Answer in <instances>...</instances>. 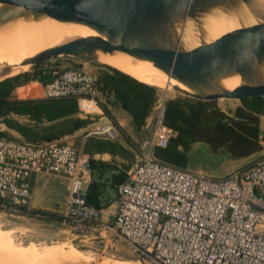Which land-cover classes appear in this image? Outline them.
<instances>
[{"label":"built area","instance_id":"built-area-1","mask_svg":"<svg viewBox=\"0 0 264 264\" xmlns=\"http://www.w3.org/2000/svg\"><path fill=\"white\" fill-rule=\"evenodd\" d=\"M97 71L69 68L44 83L43 96L75 97L81 115L103 113L96 94ZM166 93L151 109L149 134L138 160L117 184L111 223L102 208L80 198L91 182L90 156L69 142L39 143L0 137V207L29 213L30 177L69 178L63 222L80 229L104 227L151 264H264V153L224 175L193 171L155 155L173 129L165 122ZM92 133L114 138L109 122ZM76 194V195H74Z\"/></svg>","mask_w":264,"mask_h":264},{"label":"water","instance_id":"water-1","mask_svg":"<svg viewBox=\"0 0 264 264\" xmlns=\"http://www.w3.org/2000/svg\"><path fill=\"white\" fill-rule=\"evenodd\" d=\"M252 0H0V27L25 17H50L84 24L96 35L53 45L30 61L39 64L60 55L97 59L96 52L120 50L150 60L184 93L200 99L264 96V20L206 38L202 18L212 9H230ZM264 18V16H262ZM200 32L188 47L186 24ZM209 39V40H208ZM238 75L232 88L221 80ZM76 195V194H74ZM80 198L85 194L80 193Z\"/></svg>","mask_w":264,"mask_h":264},{"label":"trees","instance_id":"trees-1","mask_svg":"<svg viewBox=\"0 0 264 264\" xmlns=\"http://www.w3.org/2000/svg\"><path fill=\"white\" fill-rule=\"evenodd\" d=\"M33 65L32 70L21 71L0 79V117L7 128L17 132V137L0 130V137L39 143L58 139L79 131L88 124V118L78 111L73 96L16 97L14 89L30 80L50 82L59 75L56 69ZM56 72V73H55ZM95 86L108 102L122 107L128 112L135 128H140L150 113L158 94V88L148 82L109 64L99 69ZM31 91L23 90L27 95ZM233 110L224 111L213 100L200 99L188 94L169 97L165 102V122L173 129L166 146H157L155 155L171 164L185 167L187 151L195 141H203L217 151L220 148L233 158L244 157L261 150L264 141L260 127V115L264 113V96L243 98ZM100 106L113 122L114 117L106 103ZM91 148L99 151L118 153L124 148L115 139L97 138L90 142ZM90 150V148H88ZM88 154V153H87ZM93 162L90 159L89 164ZM103 164V163H102ZM125 176V172L113 174L115 183ZM99 186L91 181L84 200L101 207ZM41 212L46 218L57 219L58 215L49 210Z\"/></svg>","mask_w":264,"mask_h":264},{"label":"rangeland","instance_id":"rangeland-1","mask_svg":"<svg viewBox=\"0 0 264 264\" xmlns=\"http://www.w3.org/2000/svg\"><path fill=\"white\" fill-rule=\"evenodd\" d=\"M236 8V12L243 10L238 6ZM31 18L34 17H25L22 20ZM45 18H47V20L51 19L46 16L34 19L46 20ZM263 20V17L258 18V21ZM17 21L15 20V22ZM15 22L13 24H15ZM7 24L11 23L8 22L4 24L2 28H4L5 25L6 27L9 26ZM233 29H235V27H230L222 31V33ZM193 32L194 39L188 42V47L194 46L200 42V32L197 29H194ZM70 35L71 34L68 36ZM215 37L218 36L216 35L212 38ZM39 64H41L40 67L42 68L56 69L58 72L57 75L60 76L64 71L72 67L80 68L84 71H93L96 68H103V65L108 63L99 61L96 58L87 59L74 55H60ZM32 68L33 65L30 64L23 67H13L5 62L0 63V79L21 71L32 70ZM148 83L155 85L158 88V93H166L167 98L186 94L180 89L175 88L176 85L173 84L167 85L165 83L164 85H160L154 84L151 81ZM43 85L44 83L38 80H30L16 87L13 95L16 97H41L44 93L42 88ZM24 89L27 91L30 90L31 92L24 95L26 94H23ZM96 97L99 102H107L111 106L110 102L107 101L101 92L98 91ZM211 100L224 111L233 110L236 105L241 103L239 99L224 97ZM78 111H80L79 107ZM114 113L116 118L121 117L116 112ZM100 116H102L100 113L87 115L86 118H88L89 122L83 130H81L76 137L74 136L62 141L81 147L82 145L77 136L87 131L92 133L91 131L95 130L97 126L110 122L107 117L100 118ZM1 119L2 117H0V130L4 129L10 133L9 135L17 137V132L7 128L4 123L1 122ZM114 124L119 132L115 140L122 141L124 145V148H122L118 154L124 159V164H126L128 168L140 155L141 143L149 134L151 121L147 126L142 128H135L127 125L123 127L116 124V122ZM260 127L262 135H264V113L260 115ZM90 146L91 145L88 144L86 147L90 148ZM86 147H84L85 150H87ZM262 153H264V141L261 150L238 158L231 157L225 149L220 148L214 151L208 143L195 141L187 151L188 161L186 167L193 171L209 173L211 175H224L238 167L249 165ZM50 179H52V177ZM56 179L53 182L56 192L52 193L54 204L49 211L56 213V215H58L57 219L46 218L45 214L39 211L36 212L38 216L29 215L30 213H22L24 214L22 215L18 210H8L0 207V259H3L0 260V264H151L148 261H143L139 255L126 244L117 241L113 236V232L109 229L102 226L94 229H80V227H75L73 223L63 222L62 211L66 201L65 196L67 194V188L65 187V182L61 179H59V181ZM56 185L59 187H56ZM108 222L111 223V221Z\"/></svg>","mask_w":264,"mask_h":264},{"label":"bare ground","instance_id":"bare-ground-1","mask_svg":"<svg viewBox=\"0 0 264 264\" xmlns=\"http://www.w3.org/2000/svg\"><path fill=\"white\" fill-rule=\"evenodd\" d=\"M242 11L236 12L237 8L212 9L202 18V27L206 38L219 36L222 31L230 27L250 28L258 24L259 17L264 16V0H252L251 5L239 4ZM228 15H226V14ZM16 20L7 24L5 29L0 27V63H7L13 67H23L30 64V61L39 56L46 49L65 41L76 39L79 36L96 35L92 28L70 21H59L53 18L47 20ZM13 24V25H12ZM9 27V28H8ZM194 29L191 23L186 24L185 42L194 39ZM71 34L70 36H68ZM68 36V37H67ZM66 37V38H65ZM99 61L111 64L136 78L152 82L154 84L179 85L187 87L173 77L156 67L150 60L134 57L120 50L96 52ZM112 66V67H113ZM264 70V66H263ZM240 81L238 75L225 77L221 83L232 88ZM3 260V259H0Z\"/></svg>","mask_w":264,"mask_h":264},{"label":"crops","instance_id":"crops-1","mask_svg":"<svg viewBox=\"0 0 264 264\" xmlns=\"http://www.w3.org/2000/svg\"><path fill=\"white\" fill-rule=\"evenodd\" d=\"M97 70L98 68H96L93 71H97ZM110 104L111 106L107 103V106L111 112V115L114 117L116 124L123 126V127L125 125L134 127L131 121V117L126 110H124L122 107L117 106L115 104H112V103ZM114 112H116L121 117L116 118V116L114 115L115 114ZM79 114L81 115L80 111H79ZM101 115L102 116H100V118L107 117L110 120V122L115 123L106 113L103 112L101 113ZM151 117L152 115L150 111L142 127H145L150 123ZM81 130H83V128L80 129L79 131L74 132V134H70V135H66L62 137L61 140L65 141V139L67 138H72L74 136L76 137V135ZM118 135H119V132L114 138H109V139H115L118 137ZM94 137H97L100 139L107 138V137H104L100 133L93 134L87 131V132L82 133L80 136H77L82 146L81 147L76 146V147L79 148L81 151L88 153V155L90 156V159L93 160V162L89 164L90 170H91V181L93 180L97 182L99 186L98 198H99V202L102 208V218L106 221H111L113 218L114 210L116 206L117 184L123 180L122 179L118 183H115L113 179V174L119 172V170H122L125 172V175H126L127 170L138 160V158L131 166L127 168L126 167L127 165L124 164L125 163L124 159L121 157L120 154L116 152L111 153L108 151H99L97 149L95 150L91 148V146L89 150L86 146L90 144L91 140L94 139ZM117 142H119L122 146H124L122 141L118 140ZM84 147H86L87 150H85ZM51 177L52 179H50ZM55 177L58 179H56ZM55 179L57 181L61 179L63 182L66 183L65 187L67 188V194L65 196V200L67 199L69 195V183H70L69 178L67 176L57 175L53 173H38L30 177V183L32 187V197H31L32 210L34 211H36L37 209L38 210L39 209L50 210V208L53 206L54 203H53L52 193L56 192L55 185L53 183ZM56 187H59V186L56 185ZM49 192H50V195H49ZM29 215L38 216L36 212L30 213Z\"/></svg>","mask_w":264,"mask_h":264}]
</instances>
